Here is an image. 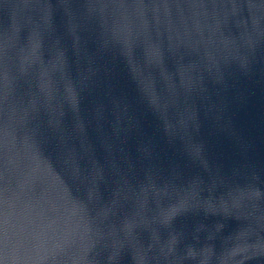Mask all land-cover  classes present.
<instances>
[{"label":"water","instance_id":"95a60500","mask_svg":"<svg viewBox=\"0 0 264 264\" xmlns=\"http://www.w3.org/2000/svg\"><path fill=\"white\" fill-rule=\"evenodd\" d=\"M101 2L108 0H0V41L12 34L14 5L49 6L42 57L48 61L62 51L78 89L76 108L65 102L57 126L40 113L45 155L74 159L82 178L79 197L86 200L87 188H94L89 215L108 209L96 222L102 234L134 221L122 245L113 247L101 235L86 260L136 264L140 249L147 264H264V0H202L215 24L207 57L202 45L169 50L168 23L162 18L156 24L149 13L176 87L167 125L119 57L101 50L100 16L88 13L90 3ZM39 15L33 7L16 17L14 48L27 43ZM171 24H180L175 15ZM203 32L207 40L208 29ZM221 39L237 45L235 52H218ZM137 53L142 57V48ZM189 64L195 65L191 86L177 74ZM153 71L167 95L159 69ZM28 87L20 81L18 94ZM61 183L59 166L41 174L0 153V264H63L41 237ZM162 213H170L166 221Z\"/></svg>","mask_w":264,"mask_h":264},{"label":"clouds","instance_id":"9594fccd","mask_svg":"<svg viewBox=\"0 0 264 264\" xmlns=\"http://www.w3.org/2000/svg\"><path fill=\"white\" fill-rule=\"evenodd\" d=\"M33 7L40 13L39 22L33 21L34 26L27 43L14 48L19 28L16 17H22L26 8ZM14 8L16 11L12 34L0 41V153L6 158L11 153L25 166H31L41 174H46L55 166L60 167L61 196L51 209V215L42 219V245L50 254H61L63 264H90L86 255L101 235H107L112 246L118 247L131 237L134 221L126 220L120 232L113 228L102 234L96 222L107 218L108 209H102L95 216L89 215L94 188H87L86 200L79 197L78 186L82 183V178L74 159L70 163L59 155L54 160L45 155L44 131L38 117L43 111L47 124L57 126L65 102L76 108L78 89L66 73L62 51H57L55 57L48 61H44L42 57V33L48 27L49 6L22 3L14 5ZM88 13L100 16L103 25L101 50H111L114 56L119 57L144 101L160 114L167 125V110L174 100L176 87L172 74L164 69L160 30L156 28L154 38L149 13L156 24L162 18L168 23L169 50L181 44L192 49L202 45L207 57L210 55L207 45L212 42L215 24L208 22L209 13L202 0H150L148 3L144 0H108L90 3ZM173 15L180 21L177 26L171 24ZM215 15L213 12V18ZM201 20L204 22L203 26ZM204 28L209 31L207 40ZM250 41L251 37H248V42ZM237 47L234 43L221 39L217 51L227 55L234 53ZM137 48H142V57L137 53ZM156 68L168 90L167 95L158 90L157 76L153 71ZM194 69V64L178 67L177 74L182 84L191 86ZM84 79L86 77L77 83L83 86ZM22 80L29 86L23 95L18 94ZM168 215L170 213H162V220L166 221ZM135 259L136 264H147L146 255L140 249L136 250Z\"/></svg>","mask_w":264,"mask_h":264}]
</instances>
